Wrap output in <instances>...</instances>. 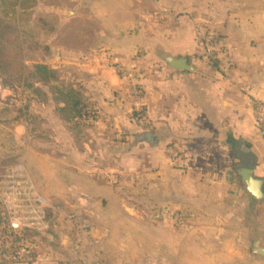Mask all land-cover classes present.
I'll use <instances>...</instances> for the list:
<instances>
[{
    "label": "crops",
    "instance_id": "crops-1",
    "mask_svg": "<svg viewBox=\"0 0 264 264\" xmlns=\"http://www.w3.org/2000/svg\"><path fill=\"white\" fill-rule=\"evenodd\" d=\"M54 1L43 17L55 25L56 34L50 35L49 55L41 64L70 74L69 89L78 91L86 108L95 111L97 121L92 126L73 123L61 111L65 102L57 98L52 106L36 102L44 110L43 114L32 111L39 127L33 122L16 123L14 137L20 149L14 156L23 152V133L28 137L30 132L34 138L45 130L53 142L45 151L52 157L45 159L53 162V168L62 164L61 176L39 163L40 174L48 178L45 182L36 181L27 168L56 207L53 225L35 239L40 236L43 242L45 236L46 246L55 250L62 264L118 263L107 259L110 247L100 245V197L106 199L100 189H104L100 182V110L123 120L114 107L120 97L124 99L127 87L106 55L118 67L135 68L138 55L155 57L161 51L164 57L186 58L193 69L178 70L166 63L146 68L136 78V87L144 93L139 101L148 108L146 126L152 129L135 128L131 133L135 143L128 152H141L139 161L145 164V192L152 202L147 211L151 216L173 210L179 216L209 218L216 233L236 235L247 250L248 262L264 264V254L254 251L264 249V199L252 196L238 173L240 154L247 148L255 159L254 175L264 179V138L255 123V103L264 100V0ZM109 1L114 15L121 16L125 9L127 18L118 21L113 32H100V17L106 14L103 3ZM41 3L19 0L16 14ZM74 21L94 25L92 34L80 30L81 39L89 37L93 45L77 49L64 44ZM197 26L209 28L216 36V51L210 57L196 36ZM100 41L102 46L112 43L100 51ZM145 134H154L157 143L143 140ZM35 153L42 160V152ZM154 199L159 207L153 206ZM111 247L129 254L136 250L135 240ZM162 259L169 264L167 254ZM176 263L182 262L177 258Z\"/></svg>",
    "mask_w": 264,
    "mask_h": 264
},
{
    "label": "rangeland",
    "instance_id": "rangeland-1",
    "mask_svg": "<svg viewBox=\"0 0 264 264\" xmlns=\"http://www.w3.org/2000/svg\"><path fill=\"white\" fill-rule=\"evenodd\" d=\"M41 2L39 8L18 10L16 14V8L13 11L11 0H0V15L4 23L9 26L2 43L11 58L18 63L12 66L8 73L0 71V144L3 147L0 155L4 153L3 156H5L1 161L0 170L4 171L16 163H22L26 168H31L32 171L29 170L36 181L45 182L48 178H43L40 174L42 172L38 166L40 162L42 165L51 166L50 171L53 170L57 175L59 172L62 176V164H55L53 168V162L45 159L47 155L52 157L50 153L45 154V151L53 144L52 138L45 130H41V133L34 138L30 132L28 137L23 133V152L20 156H14L15 151L20 149L14 137L16 123L33 122L35 127H39V120L32 119V111L38 114L44 112L41 109L42 105L37 104L38 100L44 102L45 106H52L57 98L63 100L71 81L70 74L64 71L56 72V80L51 79L48 83L41 82L36 75V66L49 55L50 41L48 39L56 29L55 25L46 22L47 17H43L55 1L41 0ZM151 2L152 0H148L147 3ZM103 5L106 14L100 17V32L111 33L117 27L118 21H125L127 17L124 15H127L128 11L124 9L120 11L121 16L116 15L118 12L114 15L111 1ZM102 10L101 7L100 12ZM39 14L42 17L38 18ZM72 25L70 33L65 31L68 33L64 38L66 46L78 49L95 43L89 41V37L85 41L80 37V30L92 34L90 32L94 30L93 24L87 25L82 21H74ZM111 43L105 42L102 46L100 41V51L102 48L103 50L107 48L106 46L109 48ZM109 50L112 51V49L106 51ZM119 53L120 51H117V54ZM159 53L160 55L155 57L138 55L136 67L132 68L135 69L136 76L132 80L124 78L118 72L115 59L112 61V56L106 55V61H110V66L113 68L116 66L115 71L126 82L124 86L127 88L126 91L124 90V99L123 96L120 97V101L116 102L114 107L115 113L125 117L123 120L115 119L112 114L100 110V182L104 185V189L101 187L100 189L106 198L101 200L102 197H100V245L103 243L105 248L110 247L106 257L111 263L118 262L115 264H166L162 259V256L166 254L169 264H175L177 258L182 263L176 264H254L248 262L250 257L247 250L238 242L236 235L227 232L216 233L213 228L214 222L209 218L179 216L173 210L168 214L156 213L158 215L151 216L152 213L147 211L152 206V202L145 192L147 179L145 164L144 161H139L141 152L129 153L128 149L135 143V137L131 134L135 128L152 129L146 126L148 108L144 102L139 101L141 95H135L133 89L138 84L137 76L145 72L146 68L152 69L166 64L164 55L161 51ZM143 94L142 92V97ZM92 112L91 115L96 118L95 111L92 110ZM82 117L72 118L73 123L92 126L97 121L96 118L92 123H83L80 121ZM36 151L42 152L41 161ZM154 200L153 206L159 207L157 200ZM43 237V242L40 236H37L36 240L43 243L41 247L44 251L48 250L55 255V250L46 246V240H44L46 237ZM51 237L54 238L55 235ZM133 240H135L136 250H131L130 254L123 249L119 250L118 247H111L113 243L128 244ZM53 242H57L56 239ZM165 243L167 248L161 246ZM2 253L3 250L0 249V264H8L3 262Z\"/></svg>",
    "mask_w": 264,
    "mask_h": 264
},
{
    "label": "built area",
    "instance_id": "built-area-1",
    "mask_svg": "<svg viewBox=\"0 0 264 264\" xmlns=\"http://www.w3.org/2000/svg\"><path fill=\"white\" fill-rule=\"evenodd\" d=\"M196 36L208 57L216 51L214 33L205 26L196 27ZM126 79H134L135 69L118 67ZM135 95H142L134 88ZM93 115L83 116L80 121L92 123ZM255 123L258 134L264 138V100L255 103ZM55 208L50 199L41 192L36 181L22 163H16L0 171V219L3 233L0 246L3 262L8 264H62L51 252L41 249L34 235L46 232L54 223Z\"/></svg>",
    "mask_w": 264,
    "mask_h": 264
},
{
    "label": "trees",
    "instance_id": "trees-1",
    "mask_svg": "<svg viewBox=\"0 0 264 264\" xmlns=\"http://www.w3.org/2000/svg\"><path fill=\"white\" fill-rule=\"evenodd\" d=\"M13 5V11L19 3V0H11ZM9 26L4 23L2 15H0V71L8 73L11 71L12 66H16L18 63L15 59L11 58V55L6 51L2 40L7 32ZM22 68V67H21ZM36 75L40 78L41 82L48 83L51 79L56 80V72L44 64H38L35 68ZM19 74H22V69L19 70ZM68 91L64 95L63 101L65 102L62 112L71 116V118L82 117L93 114L91 110H88L80 99L79 93L73 89H67ZM3 233V222L0 219V236ZM35 236V235H34ZM2 249V245L0 246Z\"/></svg>",
    "mask_w": 264,
    "mask_h": 264
},
{
    "label": "water",
    "instance_id": "water-1",
    "mask_svg": "<svg viewBox=\"0 0 264 264\" xmlns=\"http://www.w3.org/2000/svg\"><path fill=\"white\" fill-rule=\"evenodd\" d=\"M165 62L172 68L178 69V70H188V69H193L191 65L188 64L186 58H174L171 56H167L164 58ZM143 140L156 144V137L154 134H145L142 136ZM243 154H240L242 158L241 162V167L238 171L243 183L244 181L250 176L254 174V167H255V159L254 157L250 154L249 149L243 148ZM264 180L263 178H261ZM247 190V189H246ZM248 191V190H247ZM250 193V191H248ZM251 194V193H250ZM254 196L257 200L263 201L264 197L257 198L255 195L251 194ZM255 252H259L260 254H264V249L260 248H255Z\"/></svg>",
    "mask_w": 264,
    "mask_h": 264
},
{
    "label": "clouds",
    "instance_id": "clouds-1",
    "mask_svg": "<svg viewBox=\"0 0 264 264\" xmlns=\"http://www.w3.org/2000/svg\"><path fill=\"white\" fill-rule=\"evenodd\" d=\"M245 188L257 198L264 197V180L257 176L250 175L245 181Z\"/></svg>",
    "mask_w": 264,
    "mask_h": 264
}]
</instances>
